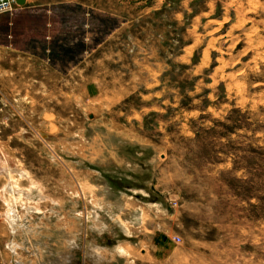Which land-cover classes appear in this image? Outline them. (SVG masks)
Segmentation results:
<instances>
[{
  "label": "rangeland",
  "instance_id": "rangeland-1",
  "mask_svg": "<svg viewBox=\"0 0 264 264\" xmlns=\"http://www.w3.org/2000/svg\"><path fill=\"white\" fill-rule=\"evenodd\" d=\"M167 1L182 21L143 74L119 0L0 13V264H264V0Z\"/></svg>",
  "mask_w": 264,
  "mask_h": 264
},
{
  "label": "crops",
  "instance_id": "crops-1",
  "mask_svg": "<svg viewBox=\"0 0 264 264\" xmlns=\"http://www.w3.org/2000/svg\"><path fill=\"white\" fill-rule=\"evenodd\" d=\"M27 2L28 0H25V7L20 11V14L30 17L32 19L30 25L32 26H37V20L52 21L53 13L58 10L84 9L83 0L53 1L50 3L47 1L44 3L30 2L29 6L26 5ZM182 5L184 4L180 1L170 5L167 0H162L161 2L159 0H119V8L120 6L122 7L119 10L122 12L112 14V9H108L112 11L109 16L118 21L120 29L124 27L122 33L117 36L126 43L125 53L127 59L128 57L131 59L133 68L138 70L136 71L137 73L143 74L147 69H151L153 66L155 68L157 66L156 62L159 60L164 61L163 43L166 41V30L170 34L169 30H171L172 25L178 26L181 24ZM96 8L101 9V7H92L93 10H97ZM81 17H84L83 13ZM167 21L171 25H167ZM113 36L116 40V35L113 34L111 38ZM168 40L169 38H167ZM4 45L5 43H0L3 48L5 47ZM9 46L17 50L20 48L17 47L16 43ZM20 50L24 51L25 49L20 48ZM155 50L157 55L153 53ZM159 50L161 54L158 53ZM45 52H47L46 49ZM37 56L35 53L34 57ZM44 57H47V55H44Z\"/></svg>",
  "mask_w": 264,
  "mask_h": 264
},
{
  "label": "bare ground",
  "instance_id": "bare-ground-1",
  "mask_svg": "<svg viewBox=\"0 0 264 264\" xmlns=\"http://www.w3.org/2000/svg\"><path fill=\"white\" fill-rule=\"evenodd\" d=\"M3 169H4L3 172L8 171V179H7V182H6L4 188H5V192L8 193L9 197L13 200H16V199L23 200L24 203L26 205H28L27 207L29 208V210L25 209L26 215L30 214V212H34V211L38 212L39 209L32 208V206H30L29 204L34 203V201H36V200L41 201V200L46 199L45 197H43L44 195H43L41 189L39 188V186L32 184V186L29 189L23 190V188L21 189L18 186H16L15 182H13V180H12V176H10V175L16 173V174H18L19 178H23V177L26 178V176H28V174H26V172L20 170L19 168L15 169L12 167L11 168L3 167ZM0 173H2V172H0ZM37 204H38V201H37ZM14 206L15 205L13 203V206L10 207V210L7 212L6 216H7V224L9 226L10 230H13L15 232V230L19 227H18V222H17L18 212L15 210ZM9 248L11 250H13V248L11 246H9Z\"/></svg>",
  "mask_w": 264,
  "mask_h": 264
},
{
  "label": "built area",
  "instance_id": "built-area-1",
  "mask_svg": "<svg viewBox=\"0 0 264 264\" xmlns=\"http://www.w3.org/2000/svg\"><path fill=\"white\" fill-rule=\"evenodd\" d=\"M14 2L15 0H0V13L12 9V5Z\"/></svg>",
  "mask_w": 264,
  "mask_h": 264
},
{
  "label": "water",
  "instance_id": "water-1",
  "mask_svg": "<svg viewBox=\"0 0 264 264\" xmlns=\"http://www.w3.org/2000/svg\"><path fill=\"white\" fill-rule=\"evenodd\" d=\"M16 5L23 6L25 4V0H15Z\"/></svg>",
  "mask_w": 264,
  "mask_h": 264
}]
</instances>
